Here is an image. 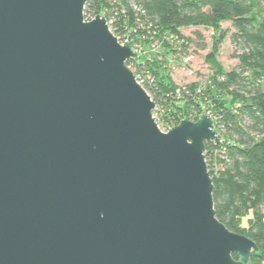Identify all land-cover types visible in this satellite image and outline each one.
Here are the masks:
<instances>
[{"label":"water","instance_id":"obj_1","mask_svg":"<svg viewBox=\"0 0 264 264\" xmlns=\"http://www.w3.org/2000/svg\"><path fill=\"white\" fill-rule=\"evenodd\" d=\"M87 2L0 0V264H247L257 243L216 215L213 117L162 131Z\"/></svg>","mask_w":264,"mask_h":264},{"label":"trees","instance_id":"obj_2","mask_svg":"<svg viewBox=\"0 0 264 264\" xmlns=\"http://www.w3.org/2000/svg\"><path fill=\"white\" fill-rule=\"evenodd\" d=\"M264 0H88L87 15L112 20L117 34L141 47L136 74L167 123L198 120L210 112L221 141L206 142V161L214 183L218 219L231 231L254 240L247 264H264ZM132 3L142 7L133 9ZM231 21L240 49L238 68L226 71L217 60ZM210 27L214 45L207 56L214 75L206 83L177 85L168 58L188 50L183 30ZM200 36V35H199ZM190 52L185 54V57ZM128 64H131L128 62ZM202 86V92H197ZM239 259L238 254H234Z\"/></svg>","mask_w":264,"mask_h":264},{"label":"rangeland","instance_id":"obj_3","mask_svg":"<svg viewBox=\"0 0 264 264\" xmlns=\"http://www.w3.org/2000/svg\"><path fill=\"white\" fill-rule=\"evenodd\" d=\"M261 3L264 5V2L261 1ZM86 18L92 20L95 16L87 15ZM222 27L227 31V36L219 47L217 60L226 71H231L238 68L240 64L238 58L240 49L233 41V37L236 33L233 23L231 21L223 22ZM183 34L186 38L190 39L188 50L185 53L178 52L173 57L170 56L167 59L168 63L166 67H168V71L177 85L184 86L195 82L207 84L214 75V68L207 59L215 42L214 30L210 27L207 28L203 26L189 27L183 30ZM187 52H193L194 58L191 62L186 64L184 58ZM142 53V51H139L137 55L134 53L130 62L134 63L136 58L140 57ZM154 117L160 125H165L167 123L156 110L154 111Z\"/></svg>","mask_w":264,"mask_h":264},{"label":"built area","instance_id":"obj_4","mask_svg":"<svg viewBox=\"0 0 264 264\" xmlns=\"http://www.w3.org/2000/svg\"><path fill=\"white\" fill-rule=\"evenodd\" d=\"M132 6H133V9L134 10H136L137 12H140V11H142V7L141 6H138L137 4H135V3H132ZM143 12V11H142ZM85 19L86 20H88L86 17H85ZM107 19V18H106ZM108 21V20H107ZM108 24H109V27H110V29H111V31L114 33V35L118 38V40L122 43V44H124V42L125 43H130V38H129V36H123V35H121V34H116L115 32H114V30L112 29V20H110V21H108ZM130 45V44H129ZM132 47V46H131ZM132 49H133V51H134V53H136V55L137 54H139V51H141V47L139 46V44H137L135 47H132ZM135 49H136V51H135ZM193 58H194V53L193 52H190L185 58H184V62L187 64V63H189V62H191L192 60H193ZM136 61L138 62L139 61V57L138 58H136ZM136 61H134V63H131L130 62V60H129V62L131 63V64H128L129 65V67L134 71V73L136 74V72H137V68H136ZM136 77H137V80H138V82L145 88V86H144V80L142 79V77L140 76V74H136ZM146 89V88H145ZM197 92H199V93H201L202 92V86H199V88H198V90H197ZM210 116H212L211 114H210V112H207ZM213 120H214V118H213ZM157 121V120H156ZM195 121H197V120H195ZM158 123V122H157ZM214 123H215V121H214ZM175 125H177V124H171V123H166L165 125H160L159 123H158V126H159V128L162 130V131H164V132H168L171 128H173Z\"/></svg>","mask_w":264,"mask_h":264}]
</instances>
